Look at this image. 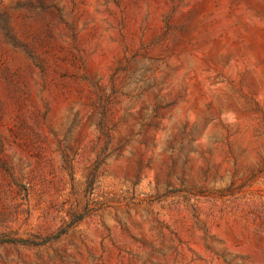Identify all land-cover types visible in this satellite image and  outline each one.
I'll return each instance as SVG.
<instances>
[{
    "label": "rangeland",
    "instance_id": "obj_1",
    "mask_svg": "<svg viewBox=\"0 0 264 264\" xmlns=\"http://www.w3.org/2000/svg\"><path fill=\"white\" fill-rule=\"evenodd\" d=\"M0 264H264V0H0Z\"/></svg>",
    "mask_w": 264,
    "mask_h": 264
}]
</instances>
